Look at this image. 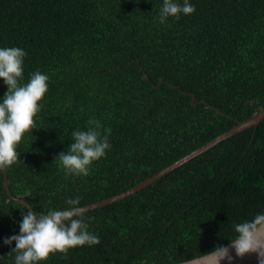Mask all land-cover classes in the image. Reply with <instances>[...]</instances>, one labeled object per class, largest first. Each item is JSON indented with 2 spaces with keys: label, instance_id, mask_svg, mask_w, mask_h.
<instances>
[{
  "label": "trees",
  "instance_id": "obj_1",
  "mask_svg": "<svg viewBox=\"0 0 264 264\" xmlns=\"http://www.w3.org/2000/svg\"><path fill=\"white\" fill-rule=\"evenodd\" d=\"M162 3L0 0V47L25 50L24 82L37 70L49 76L19 160L5 169L11 193L33 211L119 194L264 107V0H190L192 14L164 24ZM89 120L109 130L111 149L88 175L66 172L59 154ZM24 206L0 170V243L19 232ZM260 211L264 119L135 194L82 213L100 242L41 264L182 262L230 243L232 226ZM10 252L0 246V264H12Z\"/></svg>",
  "mask_w": 264,
  "mask_h": 264
},
{
  "label": "clouds",
  "instance_id": "obj_2",
  "mask_svg": "<svg viewBox=\"0 0 264 264\" xmlns=\"http://www.w3.org/2000/svg\"><path fill=\"white\" fill-rule=\"evenodd\" d=\"M195 11L190 0H163L159 22L169 17L179 18ZM27 53L20 47H0V80L6 91L0 96V170L17 162V145L24 134L34 128L35 118L41 110V101L48 91L49 76L39 70L32 72L24 82V59ZM103 130V134H102ZM73 143L57 161L66 172L88 175L91 165L111 149L109 130L99 120H89L84 130L72 132ZM80 197L68 198L63 209L31 211L24 206L19 233L3 238L13 256L12 264H41L50 254L62 253L75 247L98 244L99 237L89 231V224L80 209ZM14 244V247H13ZM231 247L217 245L207 256L220 264L235 256L255 253L264 264V211L232 226ZM3 257H0L2 259Z\"/></svg>",
  "mask_w": 264,
  "mask_h": 264
},
{
  "label": "water",
  "instance_id": "obj_3",
  "mask_svg": "<svg viewBox=\"0 0 264 264\" xmlns=\"http://www.w3.org/2000/svg\"><path fill=\"white\" fill-rule=\"evenodd\" d=\"M192 101L193 102L195 101L194 95L192 96ZM263 119H264V107H262L258 112H255L249 119L242 120V121L238 122L236 125H234L230 129H228L227 131L217 135L213 139L209 140L208 142L204 143L203 145L199 146L198 148L194 149L190 153L186 154L185 156H183L180 159L176 160L175 162L171 163L170 165L163 168L162 170L156 172L154 175L144 179L143 181L139 182L138 184L134 185L133 187H131V188L119 193V194H116L114 196H111V197H108V198H105V199H102L99 201H95V202H92V203H89V204H86L83 206H79L81 213L102 207V206L110 204V203L117 202L119 200H122L126 197H129V196L135 194L137 191H139L142 188L146 187L147 185L153 183L154 181L163 177L167 173L173 171L174 169L181 166L182 164L190 161L191 159L200 155L201 153L205 152L206 150L212 148L214 145L223 141L224 139H226V138H228V137H230V136H232V135H234L240 131H243L245 129H248V128H251L254 126H258ZM2 172L4 175V185H5V188H6L8 195L13 200L22 202L23 204L28 206L29 203L26 199L13 196V194L11 193L10 187H9V180H8V176H7L5 169H3ZM28 209L33 211L32 207H29ZM18 233H16V234H18ZM2 245H4L3 241L0 243V246H2ZM225 246L231 247V244L228 243ZM207 254L208 253L201 255V256H198V257H195V258L190 259V260H185V261L177 262V263H173V264H215V261L213 259H211V257L207 256ZM231 254L233 256V259L231 261L224 260V261H221L220 264H260L255 253L246 254L243 257L235 256L234 251H232Z\"/></svg>",
  "mask_w": 264,
  "mask_h": 264
}]
</instances>
